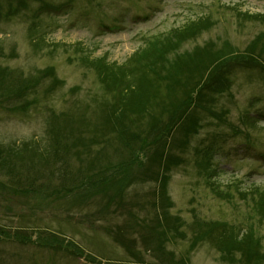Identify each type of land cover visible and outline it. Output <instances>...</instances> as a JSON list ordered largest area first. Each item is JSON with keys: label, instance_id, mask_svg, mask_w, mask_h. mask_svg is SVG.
<instances>
[{"label": "rangeland", "instance_id": "obj_1", "mask_svg": "<svg viewBox=\"0 0 264 264\" xmlns=\"http://www.w3.org/2000/svg\"><path fill=\"white\" fill-rule=\"evenodd\" d=\"M6 5V0H0V64L25 77L51 67L65 85L57 87L47 99L42 85L38 95L30 94L29 99L36 102H30L24 110H0V145L21 146L32 141L42 148L64 146L72 160L58 158L54 151L49 165L34 163L32 157L23 161L26 164H17L11 173L0 172V264H140L139 260L141 264H158L145 237L147 227L157 225L158 213L151 206L155 183L136 182L124 193L108 189V194L87 195L82 200L74 196L85 192L90 184L106 182L107 177L114 179L128 163L118 132L106 129L101 118L113 112L108 117L114 121V114L120 113L116 108L124 106L114 94L106 93L86 62L124 66L152 45L167 61L205 46H211L214 54L223 52L226 57H234L244 53L264 32V21L256 19L264 17V0H45L43 4L29 3L12 15ZM42 5L48 8L37 17ZM205 18L213 23L210 30L187 43L179 44L174 39L175 29ZM233 71L229 91L212 102L226 123L205 120L199 134L190 140L183 155L185 162L171 173L170 212L184 220L182 231L187 234L186 239L176 236L168 244L177 258L189 251L195 218L245 230L255 228L264 245V227L255 218L254 205L239 195L257 187L264 189V78L255 69ZM166 83L161 82L163 89ZM52 113L56 117L50 138L47 123ZM124 114L136 119L133 112ZM134 126L146 130L144 123ZM68 144L72 146L69 150ZM212 144L213 166L208 180L198 164L201 159L197 150ZM147 157H142L146 165ZM111 165L114 169L109 168ZM21 167L30 180L12 186L10 177L17 179L16 168ZM140 171L145 176L150 174L146 166ZM53 176L55 180L48 183L52 178H47ZM61 176L66 178L64 182L58 179ZM210 184L223 194L233 195L231 201L216 197ZM54 187L69 188L74 195L54 202L43 199L40 193ZM3 231L12 238L2 235ZM116 235L130 250L113 239ZM51 237L60 241L46 248L45 240ZM64 241L72 245L69 251L56 247L66 246ZM73 252H82L83 256ZM190 258L189 264H223L209 244L199 246Z\"/></svg>", "mask_w": 264, "mask_h": 264}, {"label": "trees", "instance_id": "obj_2", "mask_svg": "<svg viewBox=\"0 0 264 264\" xmlns=\"http://www.w3.org/2000/svg\"><path fill=\"white\" fill-rule=\"evenodd\" d=\"M29 2L45 3L43 0H7L10 12L15 10L16 13L22 9L21 7H27ZM250 19L255 20L254 17ZM256 19L264 21L262 16H256ZM212 25L209 18L193 21L182 28L175 29L174 39L178 40L179 44L187 43L210 30ZM211 48V46H205L197 49L193 54L185 53L173 61H167L166 58L161 57L162 53L159 49L152 45L149 51L134 56L124 66L103 61H87L86 67L94 69L106 93L114 94V99L117 98L119 105L124 106L121 109L116 108L121 114L115 113L114 121L108 117V115L112 117L113 112L103 114L101 118L104 120L106 129L118 132V139L123 143L128 154V163H124L122 171L118 172L114 179L108 177L105 179L108 184L104 181L96 185L90 184L85 192H77L75 195L73 190L70 192L66 187L60 190L54 187L47 192L49 187L46 184L47 189L42 190L46 192L40 193L43 199L54 202L70 199L74 195L82 200L87 195L108 194V189L124 193L125 188L132 183L152 182L157 186L154 192L155 199L151 204L158 213L157 225L148 226L145 237L150 246L149 250L158 260V264H189L193 251L204 244H209L216 250L223 264H264L263 239L258 231L252 227L242 230L223 222H205L195 218L190 228L192 238L186 256L177 258V253L168 249L172 238L178 236L186 239L187 237V234L182 231L186 226L184 220L173 217L170 212L173 208V201L169 194L172 170L185 162L183 155L186 153L190 140L199 134L205 120L215 119L219 121V125L226 123L222 114L215 111L216 108L212 102L218 95L229 91L233 69H255L264 78V32L244 53L236 54L234 57H226L223 52L214 54ZM258 49L259 52L256 51ZM162 72H166V76L162 75ZM161 82L166 83L165 89L162 88ZM42 85H45L44 99H47L48 95L65 83L57 77L55 70L51 67L36 75L25 77L22 72L0 64V109L24 110L30 102H36V99L29 98L38 95V89ZM30 94L34 95L30 96ZM125 111L133 112L136 119L131 120L124 114ZM55 117L56 115L52 113V120L47 123V134L50 138L54 135ZM136 123H144L146 130L134 126ZM145 133L152 139L148 140L149 136ZM66 147L69 150L72 146L68 144ZM54 151L57 152L56 157H67L68 162L72 160L71 156L68 157L70 150L66 151L64 146H58L56 149L42 148L39 143L32 141L22 143L21 146L0 145V172L11 173L17 164L31 160L32 157V160H36L34 163L47 162L49 165L52 158L54 159ZM212 151L213 146L201 151L197 150V155L201 159L198 164L205 171L208 180L211 178L209 172L213 166ZM147 155L148 165L144 164L142 159ZM112 166L109 168L114 169ZM144 166L150 173L149 176L141 173L140 169ZM16 170L18 173L14 176L17 179L10 177L12 186L16 187L22 180H30V177L26 175L27 170L23 167ZM49 170L51 172V169ZM54 176L47 178V180L52 178L48 183L55 180ZM58 179L63 182L66 180L64 176ZM32 184L28 183L29 186ZM45 186L42 187L45 188ZM210 186L216 197L231 201L233 195L223 194L215 189L214 185L210 184ZM239 195L244 201L253 203L255 218L261 226H264V189L257 187L248 192H240ZM2 235L12 238L10 233ZM15 237L20 238L19 235ZM113 239L126 251L130 250L121 236H113ZM26 241H28L27 238ZM54 241L58 243L60 240L51 237L45 240L44 246L52 248ZM64 243L66 246L56 245V247L69 251L72 245L65 241ZM72 254L83 256L82 252ZM139 262L141 264L142 260Z\"/></svg>", "mask_w": 264, "mask_h": 264}]
</instances>
